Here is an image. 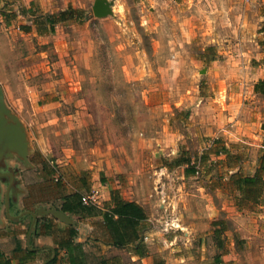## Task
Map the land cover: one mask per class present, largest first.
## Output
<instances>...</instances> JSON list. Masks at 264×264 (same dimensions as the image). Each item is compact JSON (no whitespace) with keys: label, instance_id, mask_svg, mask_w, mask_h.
<instances>
[{"label":"rangeland","instance_id":"obj_1","mask_svg":"<svg viewBox=\"0 0 264 264\" xmlns=\"http://www.w3.org/2000/svg\"><path fill=\"white\" fill-rule=\"evenodd\" d=\"M106 1L96 16L94 0H0V86L35 161H5L8 212L102 184L143 203L167 264H264V95L248 91L264 73V0ZM238 174L258 181L239 190ZM6 183L13 255L25 234L4 215Z\"/></svg>","mask_w":264,"mask_h":264},{"label":"crops","instance_id":"obj_2","mask_svg":"<svg viewBox=\"0 0 264 264\" xmlns=\"http://www.w3.org/2000/svg\"><path fill=\"white\" fill-rule=\"evenodd\" d=\"M4 23V20L0 18L1 27L5 25ZM38 29V26L27 25V28L24 30L28 32L34 30L39 34L47 32V30L38 31ZM262 78H264V73L260 72V74L256 76V79L250 83L248 91L253 92V94L260 93L254 91V83ZM243 98L246 99L247 95H243ZM28 156L29 154H26L27 160L23 158L25 163L30 162ZM8 157L2 161L3 166L6 160L15 159L14 156ZM29 157H31V154ZM81 178L82 177H80V179ZM92 190L98 191V202L96 205L99 208L105 209L107 204L112 205L116 203L118 199H121L134 202L142 209L144 217L140 218L136 225V239H130L123 245L114 243L112 240V233L106 227L102 214L83 216L78 213L64 211L70 218V221H64L51 213L46 215L37 214L35 217L32 216V213H35L41 207L49 208L50 206H54L62 210V198L65 195L77 191L82 196L89 194ZM12 192L15 194L14 186L11 189L9 197L12 196ZM57 199L58 203H50L47 205L40 203V205L34 206L32 209H24L12 215L4 209L5 217L14 224L19 225L20 232H17V234L19 233V237L25 234L24 244L22 242L21 244H17L14 250L15 254L8 255L0 247L4 255L10 258L11 264H44L46 262L50 264H76L73 261L76 252H81L82 264H102V261H105V264H161L163 260L159 261L156 257L159 258L162 256L167 259V256L171 254V252L165 249L163 251L160 249V252H152L149 250V246L144 240L147 234V212L141 201L129 196L125 191L124 194H122L115 188H108L106 185L102 184L101 187L94 185L89 187L88 183L85 184L80 181L78 184L73 185L71 189L66 188L63 190L57 195ZM24 214L29 217L27 221L21 219ZM5 224L4 220L0 219V227L3 228ZM72 231L75 233L72 234ZM91 247H98L101 249L96 253L97 256L100 255L96 261H92L91 259V256L94 255ZM170 251H172V249ZM26 252H29L31 257L25 262H20V258L24 256ZM106 252L109 253L106 255ZM167 262L168 259L164 261V264H167Z\"/></svg>","mask_w":264,"mask_h":264},{"label":"trees","instance_id":"obj_3","mask_svg":"<svg viewBox=\"0 0 264 264\" xmlns=\"http://www.w3.org/2000/svg\"><path fill=\"white\" fill-rule=\"evenodd\" d=\"M74 8L70 6L61 10L59 15H65L68 12L73 11ZM48 17V19H47ZM46 19L49 22V31L54 30V20L47 16ZM61 19V18H60ZM40 29H38L39 31ZM45 31V29H42ZM254 91L260 92L264 95V78L259 79L254 83ZM236 181L239 190H247L245 187H251L258 181V176L254 175H236ZM62 201L61 209L63 211H68L72 213H78L80 215H92V214H102L106 227L112 233V240L114 243L123 245L126 241L130 239H136L135 228L140 218L144 217L142 209L134 202L124 201L118 199L114 204H107L105 209L99 208L94 203H84L81 200V195L79 192L74 191L70 194L65 195ZM75 232L72 231V234ZM74 263L82 264L81 262V252L75 253ZM31 254L26 252L24 256L20 258V262H25L29 260ZM83 260V259H82ZM0 264H11L10 258L6 257L4 253L0 250ZM44 264H50L46 262ZM105 264V261H102Z\"/></svg>","mask_w":264,"mask_h":264},{"label":"water","instance_id":"obj_4","mask_svg":"<svg viewBox=\"0 0 264 264\" xmlns=\"http://www.w3.org/2000/svg\"><path fill=\"white\" fill-rule=\"evenodd\" d=\"M92 11L96 16H104L109 12V3L106 0H94ZM12 150L17 151L22 158L27 160L26 132L22 123L18 120V117L10 113L9 109L6 107L3 89L0 86V162L3 161L2 157L11 156L9 152ZM11 179L12 178H10V183L12 181ZM8 188L4 198L6 212H8L9 207ZM13 194L14 192H12V195ZM50 213L64 221H70V218L64 211L54 206H50L49 208L41 207L35 213H32V216L35 217L37 214L46 215Z\"/></svg>","mask_w":264,"mask_h":264},{"label":"flooded vegetation","instance_id":"obj_5","mask_svg":"<svg viewBox=\"0 0 264 264\" xmlns=\"http://www.w3.org/2000/svg\"><path fill=\"white\" fill-rule=\"evenodd\" d=\"M10 154H11V156H14V158H17L18 160H20L21 162H23V163H25L24 162V159L21 157V155L20 154H18V152L17 151H14V150H12V151H10L9 152ZM2 155H4V154H2ZM7 157H2V159H3V161L6 159ZM9 158V157H8ZM29 159H30V162H34L33 161V157L31 156V157H29ZM1 163H2V161H1ZM6 165H7V163H6ZM1 178H6L7 179V183H6V188H8V192H9V195L11 194V189H12V187H13V185H12V181H13V178H14V176H13V173H12V171L10 170V168L7 166V167H5V164H4V166L2 165V168L0 169V179ZM10 178H12L11 180V183H10ZM9 183H10V185H9ZM9 185V186H8ZM6 188H5V190H4V193H3V196L5 195V192H6ZM26 211V210H25Z\"/></svg>","mask_w":264,"mask_h":264},{"label":"built area","instance_id":"obj_6","mask_svg":"<svg viewBox=\"0 0 264 264\" xmlns=\"http://www.w3.org/2000/svg\"><path fill=\"white\" fill-rule=\"evenodd\" d=\"M81 200L84 203H94L96 204L98 202V191L97 190H92L89 194L87 195H82Z\"/></svg>","mask_w":264,"mask_h":264}]
</instances>
